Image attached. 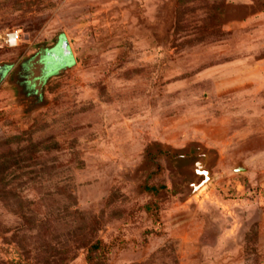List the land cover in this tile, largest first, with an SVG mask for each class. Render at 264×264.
I'll list each match as a JSON object with an SVG mask.
<instances>
[{
  "label": "rangeland",
  "instance_id": "374dc122",
  "mask_svg": "<svg viewBox=\"0 0 264 264\" xmlns=\"http://www.w3.org/2000/svg\"><path fill=\"white\" fill-rule=\"evenodd\" d=\"M254 1L0 0V264H264Z\"/></svg>",
  "mask_w": 264,
  "mask_h": 264
},
{
  "label": "crops",
  "instance_id": "0c3cea01",
  "mask_svg": "<svg viewBox=\"0 0 264 264\" xmlns=\"http://www.w3.org/2000/svg\"><path fill=\"white\" fill-rule=\"evenodd\" d=\"M252 3L256 4L254 0H251V3H249L247 5H251ZM241 27L247 28L250 31H251V29H256V31H253L252 33L256 32V34L258 36L261 35V37L264 38V8L259 9L256 12L250 13L246 17V19L241 21ZM251 34H250V37H252ZM65 57H67V56L65 55Z\"/></svg>",
  "mask_w": 264,
  "mask_h": 264
},
{
  "label": "water",
  "instance_id": "95a60500",
  "mask_svg": "<svg viewBox=\"0 0 264 264\" xmlns=\"http://www.w3.org/2000/svg\"><path fill=\"white\" fill-rule=\"evenodd\" d=\"M61 47H62L63 55H66V53L68 51V44H67V42L62 41L61 42ZM51 58L54 59V61H57L55 56H52ZM49 60H51V59L49 58ZM207 160H208V158H206L204 161H200L193 168L194 171H196L198 175H201V176L205 177V180L200 184L201 186L205 185L207 182L210 181L209 169L207 167ZM238 169L242 170L243 168H238Z\"/></svg>",
  "mask_w": 264,
  "mask_h": 264
},
{
  "label": "trees",
  "instance_id": "16d2710c",
  "mask_svg": "<svg viewBox=\"0 0 264 264\" xmlns=\"http://www.w3.org/2000/svg\"><path fill=\"white\" fill-rule=\"evenodd\" d=\"M100 250H103L102 248V242L99 241L95 243L89 250V255L86 258V261L88 264H94L96 260L98 259V253Z\"/></svg>",
  "mask_w": 264,
  "mask_h": 264
},
{
  "label": "built area",
  "instance_id": "2783aa9c",
  "mask_svg": "<svg viewBox=\"0 0 264 264\" xmlns=\"http://www.w3.org/2000/svg\"><path fill=\"white\" fill-rule=\"evenodd\" d=\"M5 44L8 47L15 48L19 45L20 34L18 31H11L4 38Z\"/></svg>",
  "mask_w": 264,
  "mask_h": 264
},
{
  "label": "flooded vegetation",
  "instance_id": "af4514ba",
  "mask_svg": "<svg viewBox=\"0 0 264 264\" xmlns=\"http://www.w3.org/2000/svg\"><path fill=\"white\" fill-rule=\"evenodd\" d=\"M48 57H50V56H48ZM48 57L46 58V59H48ZM48 61H49V59H48ZM49 63V62H48ZM5 70H8V68H5Z\"/></svg>",
  "mask_w": 264,
  "mask_h": 264
}]
</instances>
